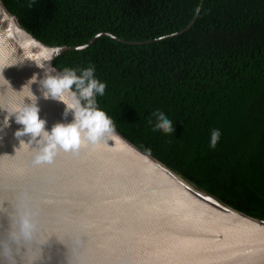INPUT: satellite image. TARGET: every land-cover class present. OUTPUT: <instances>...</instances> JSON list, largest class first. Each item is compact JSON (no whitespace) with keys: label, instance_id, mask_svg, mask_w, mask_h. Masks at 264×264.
<instances>
[{"label":"trees","instance_id":"trees-1","mask_svg":"<svg viewBox=\"0 0 264 264\" xmlns=\"http://www.w3.org/2000/svg\"><path fill=\"white\" fill-rule=\"evenodd\" d=\"M2 2L49 46L86 45L105 32L151 41L101 36L54 65H94L107 85L98 105L117 132L226 205L264 221V0ZM157 111L174 133L152 131ZM213 128L221 131L214 149Z\"/></svg>","mask_w":264,"mask_h":264},{"label":"water","instance_id":"water-1","mask_svg":"<svg viewBox=\"0 0 264 264\" xmlns=\"http://www.w3.org/2000/svg\"><path fill=\"white\" fill-rule=\"evenodd\" d=\"M101 36L127 44L151 42H128L105 32L86 45L49 46L0 0V67L29 61L4 72L15 90L40 71L30 62L45 60L50 49H60L54 65L59 55L84 50ZM26 94L13 93L0 79V97L7 102L20 103ZM40 108L49 129L67 122L63 104L41 100ZM18 127L12 123L0 131V240L27 228L34 240L43 241L44 264H69L74 257L77 264H264L263 220L208 192L231 210L196 203L169 167L116 130L96 141L82 137L76 149L58 148L50 160H37L44 145L16 138Z\"/></svg>","mask_w":264,"mask_h":264},{"label":"clouds","instance_id":"clouds-1","mask_svg":"<svg viewBox=\"0 0 264 264\" xmlns=\"http://www.w3.org/2000/svg\"><path fill=\"white\" fill-rule=\"evenodd\" d=\"M33 2L30 0V6ZM59 50L52 48L45 60L30 62L40 71L34 72L19 90L13 88L4 72L9 67H23L29 61L0 67V79L6 88L16 94L27 93L20 103L7 102L4 97H0V131L15 123L20 126L14 131L16 138L29 137L32 141L42 143L44 147L37 160H50L53 151L58 148L76 149L82 137L96 141L104 133L115 132L112 117L99 107L97 100L98 96L105 94L106 82L95 76L94 65L80 69L66 66L58 71L51 60ZM25 98L29 102L26 103ZM41 100L63 104V116L67 122H57L49 129L47 120L41 116ZM69 116L71 120H68ZM152 120L154 123L150 126L153 132L174 133L172 121L163 112H153ZM220 137V129H211L209 147L214 149ZM19 141L21 145L26 144L23 139ZM42 244V240H34L27 228L20 233L13 232L8 238L0 240V264H44ZM69 264H77V257L70 260Z\"/></svg>","mask_w":264,"mask_h":264},{"label":"bare ground","instance_id":"bare-ground-1","mask_svg":"<svg viewBox=\"0 0 264 264\" xmlns=\"http://www.w3.org/2000/svg\"><path fill=\"white\" fill-rule=\"evenodd\" d=\"M14 27L18 30L16 23H14ZM129 148L131 149L130 152H132L133 148H131L130 146H129ZM134 152L137 153L135 150H134ZM140 158H142V157H140ZM171 173H172L171 177L173 178V180L176 181L177 183H179L183 187L182 188L183 193L186 194V196H188L189 198L193 199L196 203L200 204L201 206L209 205L212 208H215L218 211H221L223 213L231 210L230 208H228L224 204H221L220 202H218L214 197H212L211 195L206 193V191H204L203 189H200L195 184L186 180L184 177H182L181 175H179L175 171L172 170Z\"/></svg>","mask_w":264,"mask_h":264}]
</instances>
